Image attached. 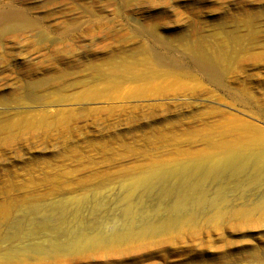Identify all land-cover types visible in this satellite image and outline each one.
<instances>
[{
    "label": "rangeland",
    "instance_id": "obj_1",
    "mask_svg": "<svg viewBox=\"0 0 264 264\" xmlns=\"http://www.w3.org/2000/svg\"><path fill=\"white\" fill-rule=\"evenodd\" d=\"M0 264H264V0H0Z\"/></svg>",
    "mask_w": 264,
    "mask_h": 264
},
{
    "label": "bare ground",
    "instance_id": "obj_2",
    "mask_svg": "<svg viewBox=\"0 0 264 264\" xmlns=\"http://www.w3.org/2000/svg\"><path fill=\"white\" fill-rule=\"evenodd\" d=\"M22 19L21 18H18L17 20L15 21H9L8 24H13V25H8V28H18L20 25V21ZM24 21V20H23ZM25 22H21V24H24ZM28 25V24H27ZM30 25V24H29ZM186 50L188 52H192V49L189 47L186 48ZM192 57H190V60H191V64H193L194 66L198 67L199 69H201L205 74H208V75H211V74H214L216 72V66H215V63H214V59L212 57H209V56H204V55H191ZM175 63V61H174ZM228 164V161H227V156H225L223 158L222 161H220V165L223 166V165H227ZM150 176L149 175H144L142 179H140L138 181V186H146L148 180H149ZM186 202V201H185ZM184 202V203H185ZM152 232V231H151ZM153 233V232H152ZM115 236V235H114ZM130 239V236H127L125 234H120V235H117L116 238H115V243H118V242H125V241H128ZM101 240V239H100ZM103 240V239H102ZM100 242L97 241L94 246H97L99 245ZM111 244V243H109ZM87 244H84L82 245L81 247H86ZM70 249H68L69 251ZM54 253L53 254H56L58 251L55 250L53 251ZM64 252V251H63Z\"/></svg>",
    "mask_w": 264,
    "mask_h": 264
}]
</instances>
